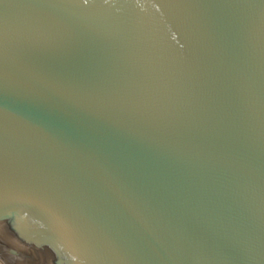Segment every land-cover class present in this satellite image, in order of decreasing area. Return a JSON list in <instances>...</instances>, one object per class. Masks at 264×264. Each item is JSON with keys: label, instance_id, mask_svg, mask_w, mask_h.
Here are the masks:
<instances>
[{"label": "water", "instance_id": "obj_1", "mask_svg": "<svg viewBox=\"0 0 264 264\" xmlns=\"http://www.w3.org/2000/svg\"><path fill=\"white\" fill-rule=\"evenodd\" d=\"M0 257L264 264V0H0Z\"/></svg>", "mask_w": 264, "mask_h": 264}, {"label": "flooded vegetation", "instance_id": "obj_2", "mask_svg": "<svg viewBox=\"0 0 264 264\" xmlns=\"http://www.w3.org/2000/svg\"><path fill=\"white\" fill-rule=\"evenodd\" d=\"M0 264H11V263L0 257Z\"/></svg>", "mask_w": 264, "mask_h": 264}]
</instances>
